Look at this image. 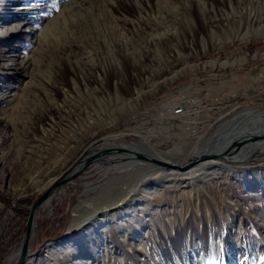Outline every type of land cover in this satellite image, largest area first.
I'll return each instance as SVG.
<instances>
[{"label": "rangeland", "instance_id": "rangeland-1", "mask_svg": "<svg viewBox=\"0 0 264 264\" xmlns=\"http://www.w3.org/2000/svg\"><path fill=\"white\" fill-rule=\"evenodd\" d=\"M259 40L264 0H0V264L18 256L24 209L83 151L122 146L183 165L236 110L260 113L264 83L258 93L228 88L240 71L262 73L264 43L250 47ZM204 93L229 106L164 111ZM259 151L192 173L135 159L126 177L106 172L111 163L88 168L37 209L22 264H264ZM120 176L136 191L107 206L109 222L72 229L77 205L107 199ZM83 231L91 238L78 241Z\"/></svg>", "mask_w": 264, "mask_h": 264}, {"label": "bare ground", "instance_id": "bare-ground-1", "mask_svg": "<svg viewBox=\"0 0 264 264\" xmlns=\"http://www.w3.org/2000/svg\"><path fill=\"white\" fill-rule=\"evenodd\" d=\"M255 110L252 109V108H245V109H242V111L239 112V110H236V114L235 115H232V116H229V117H226V121L224 122L227 126L226 128L222 129L217 135L213 136L211 138V140L209 141V143L207 144V146L204 148V150L200 151V152H207L208 150H218L222 147H225L226 144H228L229 142H233V141H239V139H243V138H247L249 135L253 134V132L255 130H258V129H262L264 131V109H260L259 112L262 114L260 115L258 118H262V120H260V123L258 125V127L249 132L247 129H244V130H240V126L242 125L243 122L246 121V119L249 118V116H257V114H260V113H256L255 114ZM239 116V117H237ZM231 118H234V119H231ZM224 119V118H223ZM244 124V123H243ZM251 126V125H250ZM252 128V127H251ZM250 128V129H251ZM246 130V131H245ZM243 131V132H241ZM217 145V146H215ZM264 146V142L262 143H259V144H255V147H251L250 149H246L244 151H239L238 153L236 154H232L231 156H229L227 159H223V158H214V159H210V160H224L225 162L227 163H233V164H240V165H245L247 162L251 161L252 158L254 156H256L257 154L261 153L259 150ZM122 147V146H120ZM91 148H94V149H97L96 147H91ZM134 150V149H133ZM138 151V150H137ZM262 151V150H261ZM141 152V151H139ZM144 153V152H142ZM199 153V152H198ZM147 154V153H145ZM174 154V153H173ZM197 154V153H196ZM147 155H150V154H147ZM153 155V154H152ZM150 155V156H152ZM155 156V155H154ZM153 156V157H154ZM154 158H157V157H154ZM157 159H161V158H157ZM163 160V159H162ZM186 160V159H185ZM178 162L180 163L181 165L179 164H173L171 162H168L169 164L173 165V166H169V167H160V168H163L165 170H167V168H170V167H179V166H183L185 164L182 165L183 162ZM209 159H206V160H203V161H200L198 163H195L193 165H188L187 167H190L191 166V170H190V173L194 172V171H197L199 169H201L203 166H204V163L203 164H200L202 162H206L208 161ZM141 161V160H140ZM165 161V160H164ZM127 163H124V162H117L114 164V166H109L107 168V171L114 168V169H117V170H121L123 169V173H124V176L126 177L129 173V169L128 168H135L137 166H139L140 162H137V161H132V160H127L125 161ZM144 162V161H142ZM123 163V164H122ZM146 164H148L149 166H151L150 163L148 162H144ZM144 164V165H146ZM188 164V163H187ZM199 164V165H197ZM108 166V165H107ZM195 166V167H194ZM128 167V168H127ZM106 171V172H107ZM167 172V171H165ZM170 174V173H169ZM172 174H174V172H172ZM56 176H54L55 178ZM126 179V178H125ZM54 179H51L46 185L49 186L52 181ZM123 179H121V176L119 177L118 180L115 181V186L113 187L114 188V191H112V193H110L109 195H105L107 196L106 198L107 199H104V200H100L99 197L96 195L94 197H91L87 200H82L81 203H79L77 205V207L75 208L74 210V217H73V222H72V229L75 228V227H81L85 224H87L88 222L92 225V229L94 228H97L99 225H102V224H107L109 221V217L107 218L108 216V213L107 211H109L111 208L107 207L109 206L110 204H117L119 202H124L126 200V198L129 197V194L133 191H136L135 188H132L134 186H132L130 189H125L124 185H127L125 184V181L122 182ZM45 185V186H46ZM110 185V184H109ZM119 185V187H118ZM135 185V184H133ZM112 186V184L108 187V189L110 190V187ZM135 186H138V185H135ZM43 187V186H42ZM127 187V186H126ZM112 188V189H113ZM58 190V189H57ZM55 190V192L57 191ZM54 192V193H55ZM119 192V193H118ZM115 193H118L117 195H115ZM112 194H114V196H111ZM53 196L50 195V197H46L40 206H42V204L47 201L48 199H50L51 197ZM128 196V197H127ZM110 197V199H109ZM119 201V202H118ZM39 206V207H40ZM113 208V207H112ZM37 212V211H36ZM98 216H102V217H99ZM35 221V220H34ZM91 234V233H90ZM90 234H88L87 231H83L81 234H80V237L78 238V241H81L82 239H86L88 240L89 238H91ZM93 235V234H92ZM96 243V242H95ZM87 248V247H86ZM17 254V253H16ZM16 254L12 255L11 259L13 260V258L16 257ZM105 254H103V256H105ZM105 259V258H104ZM105 263V262H104ZM52 264H58L57 263V260L55 259L53 261Z\"/></svg>", "mask_w": 264, "mask_h": 264}, {"label": "water", "instance_id": "water-1", "mask_svg": "<svg viewBox=\"0 0 264 264\" xmlns=\"http://www.w3.org/2000/svg\"><path fill=\"white\" fill-rule=\"evenodd\" d=\"M101 141L102 139L99 138L93 141V145L99 144ZM262 142H264V131L262 129H258L255 130L253 134L249 135L247 138L239 139V141L229 142L225 147H222L218 150L199 152L190 160L188 164L179 166L177 167V169L182 170L188 165H193L206 159H227L232 154L250 149L251 147H255V144H259ZM128 159L141 160L156 165L157 167L173 166L162 159L154 158L153 156L147 155L137 150L129 149L127 147L109 146L98 149L90 148L89 150L83 151L79 155V157L74 160L69 167L65 168L63 172L59 173L54 178L52 183L47 186L41 193H39L30 204L27 211L24 231L22 233L17 251L18 256L12 264H22L29 257L30 253L28 251V244L32 236V230L35 226L34 220L36 211L46 197H50V195L54 194L55 190L62 187L64 183L70 182L73 178H75L82 172H85L88 168L97 167L98 164L102 167H107V163H111L112 166H114L113 164L117 162L127 163L125 161Z\"/></svg>", "mask_w": 264, "mask_h": 264}, {"label": "built area", "instance_id": "built-area-1", "mask_svg": "<svg viewBox=\"0 0 264 264\" xmlns=\"http://www.w3.org/2000/svg\"><path fill=\"white\" fill-rule=\"evenodd\" d=\"M261 59H264V49L259 53ZM221 94V93H220ZM220 94L215 93L214 98L208 96V93H204L201 96H191L184 99H174L167 106H165V113L171 118H181L188 115L196 114L202 110H207L210 101L214 100L215 108L214 110L219 112L222 111L225 107L229 106V102L223 101ZM229 101V100H228ZM236 107H239L236 103ZM231 108V107H230ZM1 243V242H0Z\"/></svg>", "mask_w": 264, "mask_h": 264}, {"label": "crops", "instance_id": "crops-1", "mask_svg": "<svg viewBox=\"0 0 264 264\" xmlns=\"http://www.w3.org/2000/svg\"><path fill=\"white\" fill-rule=\"evenodd\" d=\"M262 73L256 72L255 70L248 71H240L231 78V87H228L233 90V92L237 90L243 89H253L256 93L261 91L258 88V84L256 81L264 83V66L261 68ZM243 80V82H241ZM257 86V89H256ZM262 92H264V86H262Z\"/></svg>", "mask_w": 264, "mask_h": 264}, {"label": "trees", "instance_id": "trees-1", "mask_svg": "<svg viewBox=\"0 0 264 264\" xmlns=\"http://www.w3.org/2000/svg\"><path fill=\"white\" fill-rule=\"evenodd\" d=\"M264 43V40H262V41H258L257 43H254V44H252L250 47H253L254 45H258L259 44V46H261V44H263ZM31 201L32 200H30V202H28V205L31 203ZM27 209V208H26ZM26 209H24V211L22 212V214L20 215V219L19 220H17L18 222V227H24L25 226V218H26V216H27V210ZM22 216V217H21ZM22 229V228H21ZM18 230V229H17ZM19 231V230H18ZM20 232V231H19ZM18 232V233H19ZM17 233V234H18ZM21 235V234H20Z\"/></svg>", "mask_w": 264, "mask_h": 264}]
</instances>
